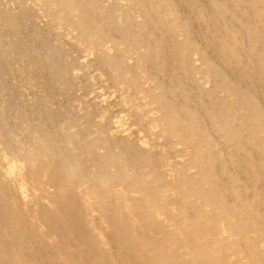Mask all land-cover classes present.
Instances as JSON below:
<instances>
[{
    "label": "bare ground",
    "instance_id": "1",
    "mask_svg": "<svg viewBox=\"0 0 264 264\" xmlns=\"http://www.w3.org/2000/svg\"><path fill=\"white\" fill-rule=\"evenodd\" d=\"M0 264H264V0H0Z\"/></svg>",
    "mask_w": 264,
    "mask_h": 264
},
{
    "label": "rangeland",
    "instance_id": "2",
    "mask_svg": "<svg viewBox=\"0 0 264 264\" xmlns=\"http://www.w3.org/2000/svg\"><path fill=\"white\" fill-rule=\"evenodd\" d=\"M171 154V153H170Z\"/></svg>",
    "mask_w": 264,
    "mask_h": 264
}]
</instances>
